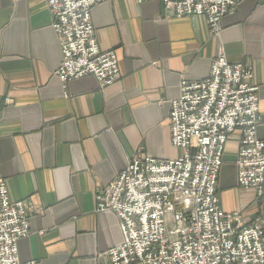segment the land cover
Here are the masks:
<instances>
[{
	"label": "crops",
	"instance_id": "0c3cea01",
	"mask_svg": "<svg viewBox=\"0 0 264 264\" xmlns=\"http://www.w3.org/2000/svg\"><path fill=\"white\" fill-rule=\"evenodd\" d=\"M217 34L203 15L175 17L158 1L106 0L90 11L100 51L112 50L119 78L100 88L92 75L60 81L58 38L46 0H0V176L11 200H28L20 261L109 264L122 242L118 219L98 212L96 192L134 155L179 157L170 143V101L180 83L204 79L220 51L253 68L264 139V0H233ZM241 133L227 135L216 190L225 212L264 224L261 196L236 183Z\"/></svg>",
	"mask_w": 264,
	"mask_h": 264
},
{
	"label": "built area",
	"instance_id": "2783aa9c",
	"mask_svg": "<svg viewBox=\"0 0 264 264\" xmlns=\"http://www.w3.org/2000/svg\"><path fill=\"white\" fill-rule=\"evenodd\" d=\"M106 0H46L61 59L54 75L68 82L92 75L104 88L119 78L112 50L100 51L90 19L91 8ZM158 1L175 17L203 15L217 34L233 0ZM257 86L252 65L215 56L208 75L180 83L170 101V143L179 157L158 160L134 155L95 195L98 212L118 219L122 242L104 252L109 264H264V224L225 212L216 190L227 135L241 133L234 161L236 183L261 196L264 184V139L256 135ZM28 200H11L0 176V264L20 261L17 241L29 233Z\"/></svg>",
	"mask_w": 264,
	"mask_h": 264
}]
</instances>
